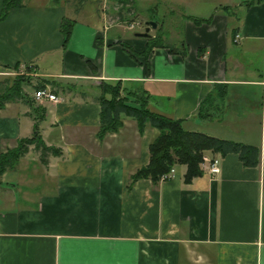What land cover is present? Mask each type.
Instances as JSON below:
<instances>
[{
    "label": "crops",
    "instance_id": "crops-1",
    "mask_svg": "<svg viewBox=\"0 0 264 264\" xmlns=\"http://www.w3.org/2000/svg\"><path fill=\"white\" fill-rule=\"evenodd\" d=\"M168 1L186 10L168 12L164 41L174 50L154 46L147 57L151 36L108 27L103 10L75 13L62 1L30 0L0 20V74L18 64L58 96V103H39L45 108L39 127L44 142L61 150L46 164L36 155L20 167L28 151L1 175L0 264H264L262 132L258 166L244 167L235 153L215 154L220 172L190 182L181 164L157 182L131 181L158 133L151 126L140 132L133 117L121 114L122 127L97 138L98 84L119 80L144 90L151 111L181 120L187 130L256 144L221 131L243 119L236 104L260 109L264 120V1ZM138 6L133 0L132 10ZM187 16L211 18L198 24ZM63 17L73 20L65 45ZM32 129L27 104L5 103L0 153ZM23 169L40 176L23 177Z\"/></svg>",
    "mask_w": 264,
    "mask_h": 264
},
{
    "label": "trees",
    "instance_id": "trees-1",
    "mask_svg": "<svg viewBox=\"0 0 264 264\" xmlns=\"http://www.w3.org/2000/svg\"><path fill=\"white\" fill-rule=\"evenodd\" d=\"M30 0H2L0 11V20L6 17L9 10L14 7H22ZM51 4L64 2L73 7L75 13H78L83 0H46ZM264 0H245L243 4L249 6L260 3ZM132 6L133 0H119ZM96 12L100 11L101 0H94ZM124 3V4H125ZM98 5V6H97ZM223 9H231L229 6H222ZM121 9H124L123 7ZM131 9L128 8L127 11ZM195 23L210 21L211 16L207 18H196L187 16ZM73 20L63 17L60 23V32L63 35V44L65 45L70 37ZM167 46L173 51V46L165 43L162 36L150 37L142 54L147 57L152 47ZM18 68V64L13 67ZM31 68L26 67L29 71ZM30 78L19 76L16 77L9 85L5 84L0 88V108L7 102L22 100L30 108L33 116V129L29 137H22L17 140L14 147L7 148L0 153V177L8 170H15L19 160L32 147L39 152V159L46 164L49 156H58L61 150L53 145H47L41 135L39 122L43 119L45 108L33 106V101L22 90L23 82ZM44 83L39 82L36 88L43 87ZM99 95L97 102L100 105V124L97 131V138L102 139L109 132L118 131L123 121L121 114L133 117L137 123L140 132L146 126L157 129L158 133L149 143V161L146 165L135 170L130 178L134 181L139 178H150L153 182L161 179L162 175L168 173L176 164L185 165L186 171L184 181L190 182L194 177L203 173L200 167L201 157L205 151H210L221 156L229 153L237 154L244 167H256L261 161V148L258 145L243 143L230 139L212 136L200 131L187 130L183 127L182 121L167 117L163 114L151 111L147 107V98L145 91L141 88L128 89L122 86L121 81H103L98 84ZM220 90V88H219ZM219 96L224 95L221 91ZM41 113L38 115V113Z\"/></svg>",
    "mask_w": 264,
    "mask_h": 264
},
{
    "label": "rangeland",
    "instance_id": "rangeland-1",
    "mask_svg": "<svg viewBox=\"0 0 264 264\" xmlns=\"http://www.w3.org/2000/svg\"><path fill=\"white\" fill-rule=\"evenodd\" d=\"M78 1V0H72ZM173 1V0H172ZM177 1V0H176ZM157 4V12H155V16L150 18L151 10H150V5L152 4ZM155 1V0H138V9L132 10L130 4H126L125 2H119V0H101V6H100V11L102 10L103 4L105 8V19H106V25L112 26L113 27H120L123 28L129 32H143L145 28V21L146 20H153L156 22V27L153 29L150 27L149 29V34L150 36L153 37H159L162 36L164 39L165 31H168L170 28V25L167 24L166 22L170 20V16L168 12L170 11L169 9L172 8L175 11L177 10L182 12L186 11L183 9L182 6L178 4H173L169 2L168 0H162V1ZM125 3V4H124ZM98 6V5H97ZM124 9H121V8ZM130 8V11H127V9ZM80 9L82 10L83 13L85 12H93V10L96 9V4L94 3V0H83L82 4L80 6ZM157 14V15H156ZM169 19V20H168ZM173 27H175L173 25ZM254 64L256 65L258 63L259 57L253 54L251 56ZM19 76H24V77H29L30 79L27 82H23L22 84V90L23 93H25L29 98L34 100L33 93L34 90L36 89V85L39 84V80L37 79L36 76L31 75L29 72H26L24 70H18V69H9L5 70L0 74V88H3L7 82L9 85L13 82V80L16 77ZM33 106H40V104L34 100L33 101ZM235 103V102H234ZM242 104V105H241ZM234 108H236L238 111L243 112V115H240L243 117V119L236 120V121H231V122H225L224 129L221 131L223 133H228L229 135L239 136L244 135V140L247 139V141H251L252 143H256L254 145H259V139H260V134L261 132L264 135V120L263 122L261 121V114H260V109L257 111L249 112V106L244 105V103L236 104L234 105ZM41 113L39 112L38 115ZM263 141H264V136H263ZM29 151L30 154L28 157L26 156L22 162V166L20 167H26L29 157H34L36 158V155H38L39 158V152L35 151L33 148H31ZM40 160V159H39ZM23 169V177L26 176H40L39 173H33L31 169H27L24 171ZM21 173L19 172H14L12 173V176L14 177H19ZM1 180V177H0Z\"/></svg>",
    "mask_w": 264,
    "mask_h": 264
},
{
    "label": "built area",
    "instance_id": "built-area-1",
    "mask_svg": "<svg viewBox=\"0 0 264 264\" xmlns=\"http://www.w3.org/2000/svg\"><path fill=\"white\" fill-rule=\"evenodd\" d=\"M103 13L105 15L104 4L102 7ZM239 36L236 34L234 40L237 41ZM33 98L38 103H42L43 101H51L54 103H58L60 100L58 96L53 93L49 86L44 85L43 87L36 88L33 93ZM200 167L203 172H206L210 176H214L220 172V159L217 155L210 151H205L202 154ZM174 167L170 169V171L164 175H162L161 179L167 178L171 173H173Z\"/></svg>",
    "mask_w": 264,
    "mask_h": 264
},
{
    "label": "water",
    "instance_id": "water-1",
    "mask_svg": "<svg viewBox=\"0 0 264 264\" xmlns=\"http://www.w3.org/2000/svg\"><path fill=\"white\" fill-rule=\"evenodd\" d=\"M144 23H145L144 31L143 32H136L135 36L146 37V38L150 37L149 29H150V27L155 28L156 22L153 20H146Z\"/></svg>",
    "mask_w": 264,
    "mask_h": 264
}]
</instances>
